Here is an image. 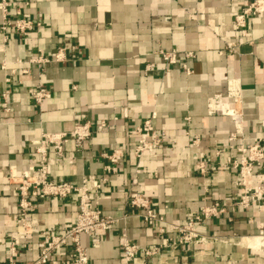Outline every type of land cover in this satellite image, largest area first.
Masks as SVG:
<instances>
[{"label":"crops","instance_id":"0c3cea01","mask_svg":"<svg viewBox=\"0 0 264 264\" xmlns=\"http://www.w3.org/2000/svg\"><path fill=\"white\" fill-rule=\"evenodd\" d=\"M9 1L15 3L10 18L19 10L40 27L26 37L9 34L4 39L0 32V264L18 225V196L6 179L9 170L19 174L38 166L36 148L42 133H68L83 122L94 130L101 121L108 128L93 133L79 151L72 141L64 145L61 158L54 156L51 146L45 148L52 162L49 179L74 185L84 177H105L107 162L101 155L123 151L118 173L107 177L97 205L106 217L126 219L104 233L81 236L90 264H124V237L140 251L163 242L155 228H148L128 209L130 192L143 193L154 211L177 227L204 205L227 206L224 214L198 225V234L209 239L206 243L170 246L148 258L140 252L133 264H264L261 242L251 238L264 233V212L237 207L241 193L237 174L218 168L226 156L237 155L241 142L264 137V12L248 19L244 40L232 20L252 0ZM17 3L23 5L18 8ZM230 43L235 53L227 51ZM60 49L65 50V60L56 63L51 59ZM160 51L175 52L176 65H165ZM36 55L50 61L28 63ZM182 64L191 75L181 71ZM229 83L240 92L236 106L226 98ZM37 87L50 93L40 106L30 97ZM215 96L241 115L240 133L233 142H227L235 132L232 120L212 112ZM218 111L234 116L223 106ZM152 115L153 128L164 131L174 144L166 142L138 161L133 156L136 128ZM197 135L200 146L195 148L189 143ZM217 148L222 150L220 157L215 155ZM198 159L211 169L207 175L195 170ZM262 175L264 163L251 182ZM76 213L75 195L35 200L30 217L39 233L18 250V262L32 264L44 234H60L75 223ZM165 236L175 241L178 234L171 231ZM71 257L67 246L47 264H73Z\"/></svg>","mask_w":264,"mask_h":264},{"label":"built area","instance_id":"2783aa9c","mask_svg":"<svg viewBox=\"0 0 264 264\" xmlns=\"http://www.w3.org/2000/svg\"><path fill=\"white\" fill-rule=\"evenodd\" d=\"M15 5L9 0H0V13L2 22L0 25V32L7 39V35L14 34L22 37L28 36L35 29L40 27V23L24 18L20 11L15 12V18L9 17V9ZM23 3H17V7ZM264 12V3L260 0H252L249 4L236 13L232 20V26L237 31L241 39L248 38L247 21L250 18L260 16ZM226 49L229 53H235L236 47L233 44H227ZM161 61L167 66H174L177 63V56L175 52L159 53ZM187 57L191 58V55ZM56 63L65 60V50L60 49L51 59ZM50 60L36 55L28 60L32 64H47ZM1 69H5V64L1 65ZM181 71L189 76L192 74L191 69L182 64ZM9 82L8 79L5 80ZM8 92L1 95L2 100H5ZM227 99L231 100V105L236 106L240 101V92L234 83H229L227 87ZM30 97L33 103L40 106L43 101L50 98V93L41 87H37L30 92ZM225 107L233 113L238 114V118L231 115L220 114L219 107ZM6 110L5 106L3 105ZM213 113L229 117L234 126L235 132L231 134L227 142L236 140L240 133L239 123L241 115L235 107H231L229 103L223 102L219 96L214 97ZM144 121L142 125L136 128L137 142L133 151V156L136 160L140 159L145 153L155 151L162 147L166 142H169L168 135L164 131H157L151 125V120ZM189 117L184 119L188 124ZM108 128L105 121H101L93 130L89 122L79 123L73 126L68 133H42L40 135L39 144L36 152L40 155L38 166L23 173H17L14 169H10L6 179L9 183L15 186L18 196V225L15 233L9 237L7 255L3 264H20L18 262L20 248H26L29 238L38 234L37 222L30 217L34 210V201L43 200L51 197L60 200L67 199L72 195L77 197V213L76 220L73 225L63 229L57 235H45L42 240L37 243L38 257L32 264H47L49 259L56 253H60L67 246L71 247V258L73 264H90L89 257L86 250L81 246V236H94L98 233L108 231L113 225L120 220H125L126 216L120 219H114L102 215L97 202L99 199V191L107 181L109 175H116L118 173V165L122 161L124 154L122 150L115 149L110 153H104L101 158L107 164L104 166L105 177L95 179L94 177H84L80 185H74L70 182H54L48 177L49 166L51 160L47 157L45 148L51 146L54 156L61 158L63 156V147L69 141L74 143L76 151L82 149L84 142L91 137L93 133H102ZM172 146L174 142H169ZM190 146L198 148L200 146L199 136L193 137ZM221 149H216L215 155L220 157ZM237 155L235 157L226 156L225 160L218 164L219 169L230 168L237 174L236 186L241 189L240 196L236 206L244 209H256L258 212H264V175L259 180L252 183L251 179L255 177V170L262 167L264 163V137H258L251 142H241L236 149ZM195 170L201 175H207L211 170L205 161L198 159L194 165ZM126 205L128 209L133 212L135 217H138L148 228H155L158 235L163 237V242L150 249L139 250L138 247L130 242L127 238H123L121 242V256L124 264H133L136 256L141 252L143 257L148 258L156 255L160 250L170 246H185L198 243H206L209 239L201 237L197 232V227L200 223L209 218H215L225 213L226 205L221 203H213L212 205H204L200 212L190 218L185 225L177 227L168 224L164 218L154 211L150 200L143 194L137 192H130L127 196ZM175 231L178 234L177 239L173 241L165 235L167 232ZM251 238H258L264 248V233L260 231L259 235ZM144 264V263H140Z\"/></svg>","mask_w":264,"mask_h":264},{"label":"bare ground","instance_id":"6f19581e","mask_svg":"<svg viewBox=\"0 0 264 264\" xmlns=\"http://www.w3.org/2000/svg\"><path fill=\"white\" fill-rule=\"evenodd\" d=\"M218 109H219V108H218ZM233 114H234V116H233V117L237 118V117L235 116L236 114H235V113H233ZM256 239H257V238H256ZM257 243H258V242H257Z\"/></svg>","mask_w":264,"mask_h":264}]
</instances>
